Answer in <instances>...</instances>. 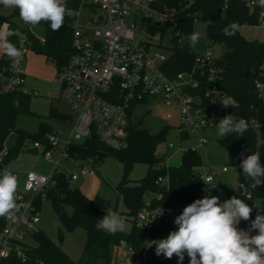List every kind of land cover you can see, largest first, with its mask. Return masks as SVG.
Instances as JSON below:
<instances>
[{
	"label": "built area",
	"instance_id": "2783aa9c",
	"mask_svg": "<svg viewBox=\"0 0 264 264\" xmlns=\"http://www.w3.org/2000/svg\"><path fill=\"white\" fill-rule=\"evenodd\" d=\"M223 1L226 3L228 0ZM238 1L250 10L256 9L259 22L262 20L264 8L259 6L258 0ZM196 2L197 0H78L77 7L69 8L72 10L71 15H67L71 27V53L66 63L57 70V79L61 96L73 113L71 130L65 138L60 131L47 133V147L38 141L32 143L36 149L42 150L45 147L44 158L53 163L54 167L49 175L32 171L24 173L23 190H17L16 197L19 212L15 214L14 220L0 217L3 222L0 230V261L10 254L21 262L28 258L31 250L28 239L40 220L36 196L45 198L46 189L55 184L53 176L63 173L57 169L58 161L52 162L51 150L60 149L61 157L74 159L68 155V146L82 142L91 133H95L111 149L126 148L134 106L149 99H159L164 104L177 108V135L182 142H189L181 148V154L187 149H204L207 140L200 135L199 130L216 124L215 113L208 107L223 97L218 88L223 66L220 63V48L215 42L206 39L193 47L190 45V35L183 34L186 28L185 17L191 18L193 26L199 20V11L193 9ZM84 5L103 10L97 16H89L85 26L77 21ZM12 13L18 18V23L12 19L11 21L17 25L16 47L22 50L23 57L18 64L9 57L7 61L0 63V93L21 91L31 94L24 85L23 63L32 50V36L41 42L44 39L35 32L33 26L21 20L18 9L13 8ZM130 14L139 16L138 21L128 22L126 16ZM154 15L157 17L154 18ZM145 17H150V22L142 21ZM157 21L160 23L158 26L155 25ZM167 21H171L170 26L164 25ZM5 26L4 23L3 27ZM185 44L191 46L193 59L188 67L171 75L167 71V61L175 46ZM2 54L3 50H0V58ZM258 83L264 85L263 74L255 78L254 85L258 98L264 102ZM166 117L170 115L167 114ZM242 118L249 122V127L258 128L264 124V120L258 117ZM161 144L165 151L163 154L171 155L173 144L163 141L159 145ZM2 154L3 151L0 152V163ZM81 161L91 162L89 159ZM82 163L78 166V172L70 170L64 173L69 181L93 174V170ZM221 171H226V167H222ZM216 175V172L209 169L202 170L200 174L207 185L220 192L222 190ZM156 182L167 187L168 177L159 176ZM242 185L238 187L240 194L250 199V192ZM186 206L185 202L177 199H171L164 205H150L146 202L135 215V224L140 228L150 229L169 223L172 225L169 232L175 231L177 226L173 223L174 218ZM238 226L246 230L250 221L241 222ZM257 233L258 230H253L251 235ZM173 263L178 264L175 255L170 262L154 260L146 254L144 248L138 250L126 240H120L112 246L109 262ZM183 264L189 263L183 261Z\"/></svg>",
	"mask_w": 264,
	"mask_h": 264
},
{
	"label": "trees",
	"instance_id": "16d2710c",
	"mask_svg": "<svg viewBox=\"0 0 264 264\" xmlns=\"http://www.w3.org/2000/svg\"><path fill=\"white\" fill-rule=\"evenodd\" d=\"M67 8L77 7L78 0H65ZM198 10L199 19L207 23L206 39L215 42L220 48L221 65L223 66L222 78L218 83L219 90L224 96H232L239 102L238 108L223 107L222 98L208 108L213 110L217 122L226 115L235 114L240 117H258L264 120V102L257 96V89L254 80L259 74L264 75V41L247 39L239 30L245 25H258L259 17L256 9L250 10L238 0H197L193 6ZM232 22H237L239 27L234 36H225L222 29ZM17 31V25L11 21L10 16L0 13V26ZM185 30L183 34L192 33V22L190 17H185ZM38 25L42 27L41 36L43 42L32 36L31 49L51 60L58 70L64 65L71 53V27L70 18L65 15L62 27L53 31L50 22L41 21ZM16 35L10 40L16 45ZM232 49V51H229ZM8 56L3 52L0 63L7 61ZM193 59V50L189 44L175 46L174 52L167 61V71L171 75L189 66ZM31 94L21 91L12 93H0V152L2 162L0 170L9 167L10 161L23 151L37 149L32 146L35 141L46 145V134L51 127L41 122L37 131L29 132L19 128L15 119L19 113H29ZM49 115H54L62 120L68 119L72 122L71 114L59 111L51 106ZM215 124V125H216ZM169 130L166 125L157 133H150L142 126L131 122L128 130V146L122 149H111L105 146L95 135L91 133L82 142L71 143L67 152L72 158L79 160H91L95 164L106 154L116 156L123 164V175L115 186L117 199L121 198L126 207V214L132 218L133 224L128 232H118L115 235L97 230V220L106 213L100 210L94 201L86 196L79 188L71 187L70 181L64 173L55 174V184L45 191V199H49L60 223L67 230L81 227L86 233L85 243L80 257L77 260L70 259L59 245L52 241L42 230L36 228L31 238L36 244H31V250L26 261H19L13 254L0 261V264H109L112 246L120 240H126L136 249L141 250L144 242H152L167 237L172 225L169 223L160 226L144 229L135 224V215L149 202L150 205H164L171 199H177L191 204L197 198L200 187L206 183L201 178L202 159L197 150L187 149L181 154V162L177 166L166 165L164 154L157 155V146L165 139ZM14 132L16 142L13 145L4 147L8 135ZM261 139L264 143V124L261 127H249L243 136L230 134L218 141L229 154V161L238 170L237 183L243 184L250 192L251 198L246 199L238 190L234 196L244 200L252 209L251 219L254 220L257 211L264 215V184L253 190L250 182L243 175L240 167L243 157L246 158L257 151V141ZM47 147V145H46ZM45 148V147H44ZM41 150V153L45 149ZM135 161L145 162L148 165L146 173L139 179L131 182L128 178L129 171ZM260 164L264 167V157H260ZM15 175V174H14ZM168 177V186L159 185L156 180L159 176ZM264 180V177H261ZM151 194L148 201L145 195ZM43 199L36 196V203L40 209ZM70 207V212L67 211ZM244 222V221H241ZM3 222L0 221V230ZM184 261L189 263V257L185 254Z\"/></svg>",
	"mask_w": 264,
	"mask_h": 264
},
{
	"label": "rangeland",
	"instance_id": "374dc122",
	"mask_svg": "<svg viewBox=\"0 0 264 264\" xmlns=\"http://www.w3.org/2000/svg\"><path fill=\"white\" fill-rule=\"evenodd\" d=\"M12 10L13 8H5L3 5H0V13L5 16H10V19L18 23V18L12 13ZM80 10V16L77 21L83 26L87 25L89 16H97L103 13L102 9L91 5H84ZM156 17L157 16L154 15V18ZM126 19L128 22L138 21L139 16L135 17L134 14H130L126 16ZM0 27H3V25ZM206 27L207 23L201 19L194 24L192 33H200L198 42L206 41ZM33 29L38 35H41L42 27L40 25L33 26ZM168 30L171 31V29H167V31ZM239 30L247 39L264 41V17L256 27L253 25H245L239 27ZM32 52L39 54L35 51ZM45 62V64L43 63L44 65L41 64V66L37 65L33 67L35 76V85L33 86H35L37 91H33L30 97V112L19 113L15 119V124L23 130L35 132L40 123L45 122L51 127L52 132L56 133L60 131L62 137L65 138L70 133L72 122L68 119L62 120L54 115L50 116L49 109L51 106H54L59 111H64L69 114L73 113L68 109L61 96L60 83L57 79V69L54 63L47 59ZM167 114H169L170 117H166ZM131 118L134 123L147 129L152 134L157 133L162 127L168 125L169 130L163 142L172 143L174 149L171 155H164V163L173 166L180 164L181 148L189 142H182L177 135V108L166 105L159 99H149L137 103L134 106ZM199 133L207 140L204 149L201 147L197 148V152L203 162L201 170L206 171L209 169L216 172V178L219 181L222 191L216 192L209 185L205 184L200 187L196 199H202L206 195L218 196L220 202H223L234 196V191L238 187L237 167L230 163L227 150L220 145L218 141L220 137L216 134L217 129L215 126L200 129ZM15 142L16 134L11 132L4 143V147L6 148L13 145ZM161 146L162 144L156 148L157 155H161L165 152L162 150ZM257 151H259L260 157L263 158L264 143L261 139L257 141ZM60 154V149L51 150L52 162L58 161L57 169L63 173H67L70 170L78 172V166L83 161L61 157ZM82 164L91 168L93 174L79 176L77 179L71 180V187L79 188L86 196L94 201L100 210L106 212L107 208L111 207L113 211L124 216L126 218V224L123 232H128L133 224V220L126 214L127 210L122 199H117L115 193V186L123 175V164L121 161L112 154H106L95 164L88 161H84ZM10 166L17 177V190L19 191L23 190V180L20 179V177L25 172L32 171L42 175H49L54 167L53 163L48 162L44 158L41 149L19 153L10 161ZM222 167H226V171L222 172ZM147 168L148 165L145 162L135 161L129 171L128 178L131 182H134L146 173ZM150 197L151 194H146L145 200L148 201ZM66 209L70 212V207ZM39 219L36 228L42 230L52 241L59 245L61 250L67 254L70 259L77 260L81 255L86 239L84 229L81 227H75L72 230L64 228L53 210L50 200L45 198H43L40 204ZM58 229H61L64 235L62 243H59L56 238ZM28 242L32 245L36 244L33 238H29Z\"/></svg>",
	"mask_w": 264,
	"mask_h": 264
},
{
	"label": "clouds",
	"instance_id": "9594fccd",
	"mask_svg": "<svg viewBox=\"0 0 264 264\" xmlns=\"http://www.w3.org/2000/svg\"><path fill=\"white\" fill-rule=\"evenodd\" d=\"M258 3L264 8V0H258ZM0 5L18 9L21 20L31 26H36L41 21L50 22L53 31L59 30L65 15L72 13L66 7L65 0H0ZM238 27L237 22H232L222 32L231 37ZM15 35L14 30L6 26L0 27V50L18 64L23 52L10 40ZM199 39L200 33H191L190 45L194 47ZM257 87L264 97V85L258 83ZM221 105L235 109L239 107V102L232 96H224ZM215 127L220 138L230 134L243 136L249 129V122L245 118H237L235 114L226 115ZM241 157L243 175L250 182L251 189L255 190L264 184L261 179L264 177V167L260 164V153L253 152L246 158L241 153ZM17 188V177L7 168L0 170V217L15 219V214L20 210L16 199ZM252 211L244 200L236 196L220 202L218 196L206 195L184 207L182 213L174 218L177 230L169 232L166 238L151 243L156 244L157 256L163 255L171 259L175 255L178 264H183L185 254L189 257V264H264V215L257 211L255 219L251 220ZM241 221H250L249 228H238ZM125 224L126 218L109 207L103 217L97 220L95 227L115 235L125 229ZM253 230H258V233L251 235Z\"/></svg>",
	"mask_w": 264,
	"mask_h": 264
},
{
	"label": "crops",
	"instance_id": "0c3cea01",
	"mask_svg": "<svg viewBox=\"0 0 264 264\" xmlns=\"http://www.w3.org/2000/svg\"><path fill=\"white\" fill-rule=\"evenodd\" d=\"M32 51L33 50H30L28 52V54L25 57L24 63H23V71H24V78H25L24 85L31 92H33V91L35 92L37 90H36L35 86H33V85H35V76H34V72H33V67L37 66V65L41 66V64L44 65L46 63L45 62L46 58L42 54H36ZM9 167L11 168L10 164H9ZM23 176H24V174L20 177V179L23 180Z\"/></svg>",
	"mask_w": 264,
	"mask_h": 264
},
{
	"label": "water",
	"instance_id": "95a60500",
	"mask_svg": "<svg viewBox=\"0 0 264 264\" xmlns=\"http://www.w3.org/2000/svg\"><path fill=\"white\" fill-rule=\"evenodd\" d=\"M150 20H151L150 17H145V18L142 19V21H144V22H150ZM155 25L158 26V25H160V23L157 21V22H155ZM164 25H166V26H170V25H171V21H167V22H165ZM221 96H222V94L220 93V97H221ZM56 238H57V241H58L59 243H62L63 238H64V235H63V232H62L61 229H58V230H57ZM152 242H153V241H152ZM142 248H144L145 251H146V254H147L150 258H152V259H154V260L162 259V260H164V261H166V262H170V261H171V259H167V258H165L163 255H160V256H157V255H156V252H155L156 244H155V243H148V242L146 241V242L143 243ZM173 264H175V263H173Z\"/></svg>",
	"mask_w": 264,
	"mask_h": 264
}]
</instances>
